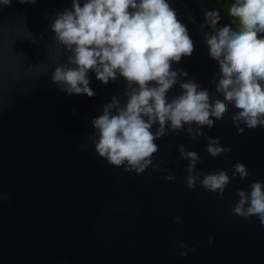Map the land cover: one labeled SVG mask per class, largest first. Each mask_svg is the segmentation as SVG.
Listing matches in <instances>:
<instances>
[{"label": "water", "instance_id": "obj_1", "mask_svg": "<svg viewBox=\"0 0 264 264\" xmlns=\"http://www.w3.org/2000/svg\"><path fill=\"white\" fill-rule=\"evenodd\" d=\"M167 2L194 43L191 56L173 63V70L187 72L179 79L223 100L213 81L218 63L203 39L210 29L200 27L205 13L216 10L207 0ZM71 7L72 0L0 4V264H264V225L256 216L245 220L232 212L237 191L264 183V127L237 134L231 118L238 110L229 105L212 129H202L231 149L225 156L209 157L205 138L170 132L155 141L158 151L151 157L163 172L150 166L137 175L111 166L89 140L91 121L113 96L126 102V82L118 77L104 85L89 71L92 98L66 95L51 83L53 70L69 55L56 43L52 23ZM224 26L239 30L220 15L216 28ZM179 94L176 85L167 98ZM182 144L198 153L200 173L225 170L231 177L239 162L249 176L232 179L222 199L199 182L189 190L188 161L177 152ZM168 174L175 179L166 181ZM176 216L182 224L174 223ZM181 243L194 251L180 257Z\"/></svg>", "mask_w": 264, "mask_h": 264}, {"label": "clouds", "instance_id": "obj_2", "mask_svg": "<svg viewBox=\"0 0 264 264\" xmlns=\"http://www.w3.org/2000/svg\"><path fill=\"white\" fill-rule=\"evenodd\" d=\"M10 3L0 0L5 7ZM228 15L238 23V31L230 26L217 30V11L206 12L205 24L200 25L210 29L203 39L210 59L218 63L219 73L213 75V81L223 100L210 96L208 89L191 79H179L186 78L187 72L173 70V63L191 56L194 43L167 0H86L83 6L72 0L71 9L56 16L52 23L55 41L69 53L51 75L58 91L92 98L95 93L89 86V71L104 85L118 77L126 82V102L121 105L113 96L102 114L91 121L93 135L89 140L100 158L111 166L123 167L125 173L139 175L150 166L163 172L151 159L158 151L155 141L182 131L193 141L205 138L209 157L225 156L231 149L202 129H212L229 105L238 110L231 118L237 134L245 127H264V37L258 36L264 33V0H234ZM176 85L181 94L169 100L167 93ZM72 114H76L75 109ZM83 147L80 145L81 150ZM177 152L181 160L188 161L184 180L189 190L199 182L207 193L222 199L232 179L249 176L247 167L239 162L232 166L231 177L225 170L200 173L197 152L183 144ZM174 179L172 174L165 176L168 182ZM249 187L248 192L237 191L232 212L245 220L256 216L264 225V183L253 181ZM174 223L182 224V217H174ZM208 243H212L211 237ZM179 248L180 257L194 251L184 243Z\"/></svg>", "mask_w": 264, "mask_h": 264}, {"label": "trees", "instance_id": "obj_3", "mask_svg": "<svg viewBox=\"0 0 264 264\" xmlns=\"http://www.w3.org/2000/svg\"><path fill=\"white\" fill-rule=\"evenodd\" d=\"M207 2L211 5V7L220 13L226 19L232 20L233 19L228 15V9L234 0H207Z\"/></svg>", "mask_w": 264, "mask_h": 264}]
</instances>
